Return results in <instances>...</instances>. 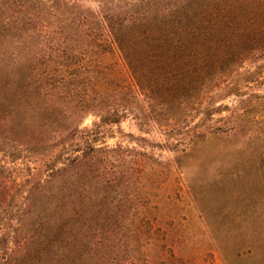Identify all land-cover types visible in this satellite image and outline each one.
I'll use <instances>...</instances> for the list:
<instances>
[{
    "label": "rangeland",
    "instance_id": "1",
    "mask_svg": "<svg viewBox=\"0 0 264 264\" xmlns=\"http://www.w3.org/2000/svg\"><path fill=\"white\" fill-rule=\"evenodd\" d=\"M73 1L84 10L98 6L97 0H0V62L50 48L53 61L63 57L59 26L65 28ZM63 85L49 89L38 112L12 131L0 105L6 148L0 159L21 177L58 167L55 196L64 190L70 214L79 207L82 221L92 223L85 224L86 235L71 230L84 257L96 264H264V84L229 95L222 100L229 108L195 128L200 113L193 98L179 104L177 120L185 118L176 123L157 104L163 118L154 119L141 95L120 121L96 126L97 107L90 101L79 110L80 95L66 88L74 83ZM62 111L75 116L74 124L80 119L66 144V132L60 135L62 126L52 122Z\"/></svg>",
    "mask_w": 264,
    "mask_h": 264
},
{
    "label": "trees",
    "instance_id": "2",
    "mask_svg": "<svg viewBox=\"0 0 264 264\" xmlns=\"http://www.w3.org/2000/svg\"><path fill=\"white\" fill-rule=\"evenodd\" d=\"M97 1L95 10L75 1L66 9L65 28L59 26L66 53L59 60L53 61L50 48L0 62V105L15 124L10 131L23 126L33 109L38 112L39 99L60 83H74L66 88L80 95L79 110L92 101L96 126L120 121L141 95L159 121L163 114L155 104L178 121L179 104L193 98L200 114L192 128L229 108L222 101L229 95L264 84V0ZM119 63L124 68L116 69ZM60 113L52 122L62 126L60 135L66 132V144L80 119L74 124V115ZM15 155L8 148L7 156ZM7 161L0 159V264H96L84 257L83 242L70 237L72 227L82 233L92 223L82 221L79 207L70 214L64 190L55 196L58 167L42 177H21Z\"/></svg>",
    "mask_w": 264,
    "mask_h": 264
}]
</instances>
